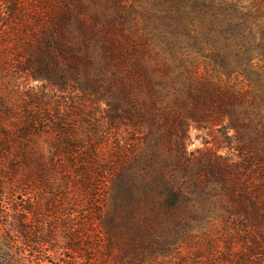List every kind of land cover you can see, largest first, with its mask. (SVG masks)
I'll return each mask as SVG.
<instances>
[{"label":"trees","instance_id":"trees-1","mask_svg":"<svg viewBox=\"0 0 264 264\" xmlns=\"http://www.w3.org/2000/svg\"><path fill=\"white\" fill-rule=\"evenodd\" d=\"M11 195L65 264H264V0H0Z\"/></svg>","mask_w":264,"mask_h":264},{"label":"rangeland","instance_id":"rangeland-1","mask_svg":"<svg viewBox=\"0 0 264 264\" xmlns=\"http://www.w3.org/2000/svg\"><path fill=\"white\" fill-rule=\"evenodd\" d=\"M189 138H190V144L189 148L191 150H194L196 148H201L204 146L211 147L213 146L212 137H210V133L207 130H199L195 126H191L189 131ZM205 142H208L205 145ZM12 199V200H11ZM3 203L0 205L3 207H0V210L2 211H10L11 207L9 202H11L14 206V204H20L19 197L15 198L11 195L10 196H3L2 197ZM15 207V206H14ZM9 212V214H10ZM18 216L20 213H16V211H13L11 214ZM20 235L18 231V227L16 225V222L13 219H10V221L6 220L4 218H0V245L4 244L5 248L3 247L4 251H0V264H65L70 260V257H74L73 253L65 252L63 255H60L59 258H55V256L47 249V247L43 246V248L39 252H33L29 250L27 247H25L20 242ZM99 258V262L105 263L103 257H101L100 253L94 254ZM80 260L76 259L75 264H79Z\"/></svg>","mask_w":264,"mask_h":264}]
</instances>
